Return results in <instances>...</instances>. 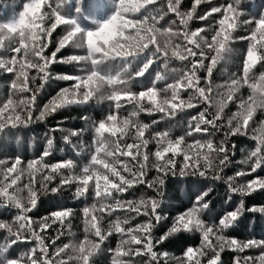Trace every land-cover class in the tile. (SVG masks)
Here are the masks:
<instances>
[{
    "label": "snow or ice",
    "instance_id": "obj_1",
    "mask_svg": "<svg viewBox=\"0 0 264 264\" xmlns=\"http://www.w3.org/2000/svg\"><path fill=\"white\" fill-rule=\"evenodd\" d=\"M205 3L210 0H193L191 9L183 12L182 0H167L166 8H157L158 0H73L70 5L68 0H28L18 18L0 22V51L10 54L0 56V71L10 75L8 95L0 100V139L34 122L44 121L61 109L88 104L93 99L98 103L106 100L112 108L104 119L92 125L93 150L89 162L78 173L74 171L76 165L71 159L45 162L51 155V138L43 152L26 163L19 156L11 162L0 160V206L17 210L13 222L0 218V233L4 234L3 243H0V264H94L93 257L114 234L120 239L114 249H108L113 254V264H134L136 257H149L148 264H160L161 256L168 254L157 252V245L170 237L194 231L201 234L200 246L187 247L182 257L176 258L177 264H221L226 249L239 253L260 249L258 256L234 257L233 264H264V239L239 240L224 235L225 230L239 222L245 211L264 213V206L246 208L241 200L237 207L224 212L218 222L206 224L201 218L202 213L211 211L212 189L204 190V181L221 180V173L231 163L228 138L248 136L257 111L264 113V72L258 77L252 75L258 65L264 67V16L239 21L240 13L232 3L213 6L199 16L200 20L207 21L214 13L221 14L209 40L201 35L204 28L194 31L188 28L197 7ZM109 7L112 14L97 23L94 17ZM169 14L175 15L179 26L177 20L169 22L165 19ZM89 19L93 24L91 28L82 23ZM241 23L254 25L249 35L240 37L248 41L242 74L231 79L227 91L219 94L221 98L215 103L216 111L210 113L205 107L192 117L184 135L173 138L171 131L165 130L146 136L151 125L133 119L140 112L160 114L159 120L152 121L157 125L176 117L178 112L197 108L199 104L212 106L213 71L223 58L222 54L231 51L229 44ZM60 26H65V34L57 41L55 51L48 55L46 49L51 43L50 38ZM66 47L81 50L83 54H72L59 62L77 66L80 74L59 76L72 83L61 87L43 108L38 109L37 96L50 79L49 66L58 62L57 54ZM172 60L187 62L186 69L172 83L157 87L158 82L167 80V76L158 71L150 86L132 90L133 80L145 77L153 65L161 64L167 69ZM134 63L137 69L134 73L128 72V66ZM106 65L124 67L113 73L105 70ZM202 71L207 87L201 86L199 73ZM244 86L250 90L249 95L239 98L237 110L228 117L226 124L222 123L228 103L237 99L236 93ZM189 91L187 99L181 96V92ZM25 93L29 95H22ZM126 103L135 104L136 110L126 117H119V110ZM259 124L261 127L252 129L255 148L240 161L249 165L250 171H238L227 178L229 191L241 196L264 190V176L260 175L246 183L235 184L237 177L251 176L264 167V120ZM56 130L59 129H53ZM217 132H222L224 137L219 144L211 138L186 142V137L195 134L211 137ZM78 136L79 132L71 131L64 140L72 144L71 137ZM150 144L155 145L154 151L149 149ZM72 146L76 148V145ZM231 147L235 149V145ZM177 157H182L179 164ZM150 161L157 175L147 181ZM62 169L68 170V174L64 175ZM58 176V182L50 187ZM169 176L203 179L188 180V206L154 239V229L163 219L158 211L161 199L133 201L120 197L136 185L147 184L162 198L161 189ZM24 180L26 182L21 183ZM66 186L75 187V197L91 194L97 203L83 209L84 239L58 247L54 253L58 259L54 261L49 248L63 233H59L51 244L46 243L43 233L53 225L63 226L72 215L71 209L51 211L36 222L38 227H33L29 213L37 207L42 195H58ZM117 210L133 213L131 219H146L125 228L123 225L128 224L129 219L117 218L105 229L102 226L105 214L111 216ZM25 242H32L35 247L27 253L19 252ZM66 252L70 254L65 259L62 254Z\"/></svg>",
    "mask_w": 264,
    "mask_h": 264
},
{
    "label": "trees",
    "instance_id": "obj_2",
    "mask_svg": "<svg viewBox=\"0 0 264 264\" xmlns=\"http://www.w3.org/2000/svg\"><path fill=\"white\" fill-rule=\"evenodd\" d=\"M26 2H28V0H0V22H7L10 19L18 18V14L22 11L23 5ZM72 2L73 0H68V5ZM228 3H232L240 13L238 18L239 21L244 19L255 20L264 16V0H240L239 3L237 0H210V3L201 4L197 7L193 19L188 24L189 30L194 31L198 28H204L205 31L202 32L201 35L210 40L214 27L217 26L216 21L221 18V14L214 13L207 21L200 20L199 16L209 11L213 6H222ZM166 4L167 0H158L156 7L166 8ZM192 4L193 0H182L181 11H189ZM68 5H65V7L67 8ZM112 11L113 10L109 7L104 12L94 17V20L97 23H102L105 19L109 18ZM165 19L169 22L171 20H177L174 14H169V16ZM82 23H86L89 28L93 27L91 19ZM177 26H179L178 20ZM253 26L254 25L240 24L239 28L233 33L234 39L229 44L231 51L222 54L223 58L214 69L211 77V86L213 89V92L211 93L213 99L212 106L209 107L206 104H199L197 108L188 109L184 112H178L176 117L170 120L161 121L157 125H153L152 121L159 120L160 114L157 113L149 115L147 112H140L138 117H134L133 119H138L139 122L151 125L150 129L146 133V136L154 131L165 130H170L173 138L184 135L193 116H197L200 111L204 110L205 107L209 108L210 113H214L216 111L215 103L221 98L219 94L227 91V85L230 83L231 79L239 78L242 74V61L248 47V41L241 40L240 37L249 35ZM165 27H167V24H165ZM64 34L65 26H60L53 32V35L50 38L51 43L49 44L48 49H46V54L50 55L52 51H55L57 41ZM72 54H83V52L78 49L66 47L57 54L58 62L49 66L50 79L45 84L44 89L37 96L36 106L38 109L43 108L44 104L47 103V101L55 95L61 87L70 86L72 83L70 81L59 79V76L64 74H80L77 66L59 62L63 57ZM8 55L10 54L0 51V56L7 57ZM186 66L187 62H180L177 60L170 61L167 69H165L161 64L153 65V67L149 69V73H146L145 77L138 78L137 80H133L131 82L132 90L139 91L146 86H150L151 81L155 78L156 72L158 71L167 76L166 81H160L157 83V87L162 88L165 83H172L173 80L178 77L180 72L186 69ZM123 67L124 66L122 65H106L105 70L115 73L122 71ZM136 69L137 65L135 63L128 66V72L134 73ZM173 69L176 71H173ZM260 72H264V67L258 65L253 70L252 75L254 77H258ZM199 75L202 77L201 86L207 87L206 82L203 80L205 73L202 71ZM9 85L10 75L0 71V100H3L8 95ZM249 93L250 90L247 86L242 87L239 92L236 93L237 99L234 102L228 103V106L223 114L222 123L226 124L228 117L237 110L239 98H246ZM189 94L190 91L181 92V96L185 99H187ZM22 95L27 96L29 94L25 93ZM145 106L147 107L146 102ZM135 110V104L126 103L124 107L119 110L118 115L119 117H126ZM110 111H112V108H110V102L105 100L98 103L96 99H93L88 104L73 105L71 107L61 109L44 121L34 122L29 125V127L22 128L15 131L14 134L0 139V160L11 162V160L19 156L26 163L28 160L37 158L47 147V140L51 138L53 140V147L51 149V155L45 158V162L55 163L71 159L76 165L74 171L78 173L80 169L89 162V158L93 150L95 134L92 129V125L95 122L104 119ZM36 114H38V112ZM262 120H264V113L257 111L254 121L249 128L248 136H235L228 138L231 163L221 173V180L213 181L211 179H207L204 181V190H207L208 188L212 189V192L210 193L211 211H206L201 214V218L205 220L206 224L218 222V218L222 216L224 212L237 207L241 200L244 201L246 208L264 206V190H257L255 193L250 195L241 196L238 193L230 192L227 183V178L229 176H234L236 172L242 170L250 171V166L242 164L240 161H242L245 156L255 148L256 141L251 138L254 135L252 129H258L261 127L259 122ZM53 129L59 130L53 131ZM71 131L79 132V136L71 137L72 144H68L65 142L64 137L69 135ZM209 138L213 139V141L217 144L224 139L223 133L217 132L211 137L195 134L192 137H186V142L192 143L195 139L203 141ZM127 142H131V140H128ZM72 145H76V148L74 149ZM231 145H235V149H233ZM149 149L154 151L155 145L150 144ZM233 152L234 155H232ZM176 159L179 164L182 157H177ZM61 172L64 175L68 174V170L66 169H62ZM156 175L157 173L155 169L152 168L150 161L145 179L150 181ZM256 175L264 176V167L258 169L257 173H253L251 176L237 177L235 184L246 183ZM37 179H39V177H37ZM189 179L196 180L203 178H174L169 176L166 179L165 185H163L161 189L163 192L162 198L153 189L148 188L147 184H143L136 185L134 188L124 193L120 199L133 201L151 198L161 199V208L158 209V211L162 214L163 219L158 227L154 229L153 238L156 239L170 226L172 218L188 206L187 188ZM58 180L59 176L57 177V181H54L50 187L55 186ZM23 182H26V180L21 183ZM74 191V186H66L58 195H42L37 207L29 213V216L34 222L33 227H38L36 222H38L42 217L48 215L51 211L61 208L71 209L72 215L65 221L63 226L59 224L53 225L52 228L43 233L45 241L48 244H51L52 240L55 239L59 233H63V235H60V238L56 240V243L52 244L49 248V255L52 256L54 261L58 259L54 256L58 247H62L63 244L69 242L79 243L84 239L85 218L83 215V209L97 203L94 196L91 194L77 198L74 195ZM229 197H231L230 200ZM16 214L17 210L14 207L5 209L3 206H0V218L5 219L8 222H13ZM133 215V213H129L124 210H117L111 216L105 214L102 226L106 229L111 221L119 218L122 221L124 219H129V223L123 225L127 228L146 219L144 217L131 219ZM3 235V233H0V243H3ZM224 235L228 237H235L239 240L253 238L257 240L264 239V213L245 211L239 222L234 227L225 230ZM119 239L120 237L118 234H114L109 237L105 242V245H102V250L93 257L94 264H113V254L108 251V249H114ZM200 243L201 234L199 232H184L170 237L162 245H157L155 250L159 253L167 252L168 254L167 257L161 256L160 264H177L176 258L182 257L187 247L192 246L196 248L200 246ZM31 247H35V244L32 242L22 243L19 252L27 253ZM260 251V249H248L243 253H239L226 249L222 253L221 264H233L234 257L237 256H258ZM69 254V252H66L62 254V256L66 259ZM148 261L149 257H136L134 264H148Z\"/></svg>",
    "mask_w": 264,
    "mask_h": 264
}]
</instances>
